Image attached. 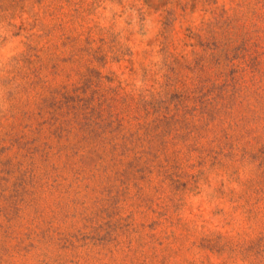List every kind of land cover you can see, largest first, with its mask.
Masks as SVG:
<instances>
[{"label": "rangeland", "instance_id": "obj_1", "mask_svg": "<svg viewBox=\"0 0 264 264\" xmlns=\"http://www.w3.org/2000/svg\"><path fill=\"white\" fill-rule=\"evenodd\" d=\"M0 264H264V0H0Z\"/></svg>", "mask_w": 264, "mask_h": 264}]
</instances>
